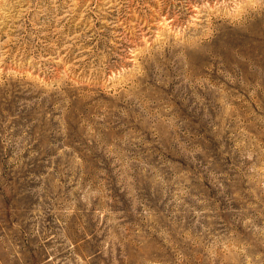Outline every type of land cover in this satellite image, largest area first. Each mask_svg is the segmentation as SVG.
<instances>
[{
	"label": "rangeland",
	"instance_id": "374dc122",
	"mask_svg": "<svg viewBox=\"0 0 264 264\" xmlns=\"http://www.w3.org/2000/svg\"><path fill=\"white\" fill-rule=\"evenodd\" d=\"M0 264H264V0H0Z\"/></svg>",
	"mask_w": 264,
	"mask_h": 264
}]
</instances>
